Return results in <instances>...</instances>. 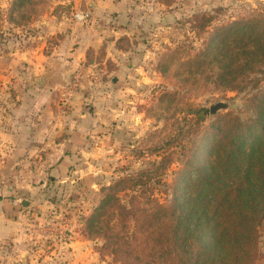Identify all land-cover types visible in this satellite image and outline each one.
Here are the masks:
<instances>
[{"label":"rangeland","instance_id":"obj_1","mask_svg":"<svg viewBox=\"0 0 264 264\" xmlns=\"http://www.w3.org/2000/svg\"><path fill=\"white\" fill-rule=\"evenodd\" d=\"M86 11L87 21L76 18ZM260 15L264 0H0V44L12 40L25 49L46 42L47 50L63 44L69 51L77 39L86 48L83 63L56 92L61 110L80 96L96 118L87 159L58 179L47 177L43 200L27 199L44 214L31 218L35 264L132 262L100 254L105 240L85 234L84 219L101 214L107 186L135 184L129 194L166 204L175 198L179 208L192 172L204 171L212 158L217 130L237 139L247 133L242 125L261 115L253 100L264 90L260 72L243 79L240 91L217 87L205 80V43L215 28ZM219 101L230 108L211 115ZM243 142L249 154L258 146L245 136ZM259 250L264 257V223Z\"/></svg>","mask_w":264,"mask_h":264},{"label":"trees","instance_id":"obj_2","mask_svg":"<svg viewBox=\"0 0 264 264\" xmlns=\"http://www.w3.org/2000/svg\"><path fill=\"white\" fill-rule=\"evenodd\" d=\"M204 68L205 80L219 88L240 91L241 81L257 72L264 85V15L215 28L205 43ZM253 100L261 115L242 125L247 133L238 139L217 130L212 158L204 171L192 172L179 208L175 198L166 204L129 194L135 184L104 187L101 214L97 209L84 219V233L105 240L99 253L128 264H264V90ZM243 136L258 145L250 154Z\"/></svg>","mask_w":264,"mask_h":264},{"label":"crops","instance_id":"obj_3","mask_svg":"<svg viewBox=\"0 0 264 264\" xmlns=\"http://www.w3.org/2000/svg\"><path fill=\"white\" fill-rule=\"evenodd\" d=\"M71 40L69 51L63 44L47 50L46 42L25 49L12 40L0 44V264L38 262L31 218L44 216L37 207L43 208L27 199L43 200L47 177L64 176L88 156L96 118L80 96L72 109L61 110L56 92L86 55L81 42Z\"/></svg>","mask_w":264,"mask_h":264},{"label":"water","instance_id":"obj_4","mask_svg":"<svg viewBox=\"0 0 264 264\" xmlns=\"http://www.w3.org/2000/svg\"><path fill=\"white\" fill-rule=\"evenodd\" d=\"M230 106H231L230 102L219 101V102L212 104L210 106V108H209L210 114L214 115L221 110H226V109L230 108Z\"/></svg>","mask_w":264,"mask_h":264},{"label":"built area","instance_id":"obj_5","mask_svg":"<svg viewBox=\"0 0 264 264\" xmlns=\"http://www.w3.org/2000/svg\"><path fill=\"white\" fill-rule=\"evenodd\" d=\"M76 18L82 21H87L90 18V11L82 12L76 15Z\"/></svg>","mask_w":264,"mask_h":264}]
</instances>
